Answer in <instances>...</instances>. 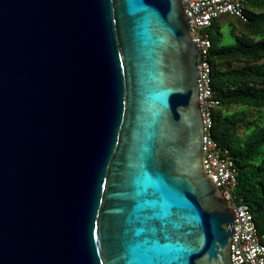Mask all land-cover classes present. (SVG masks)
<instances>
[{"label":"water","instance_id":"95a60500","mask_svg":"<svg viewBox=\"0 0 264 264\" xmlns=\"http://www.w3.org/2000/svg\"><path fill=\"white\" fill-rule=\"evenodd\" d=\"M181 0H0V264H232Z\"/></svg>","mask_w":264,"mask_h":264},{"label":"trees","instance_id":"16d2710c","mask_svg":"<svg viewBox=\"0 0 264 264\" xmlns=\"http://www.w3.org/2000/svg\"><path fill=\"white\" fill-rule=\"evenodd\" d=\"M244 16L223 14L207 28L214 96L220 101L210 132L237 168L232 192L251 207L264 234V0H245ZM224 25L231 27L233 44L222 43Z\"/></svg>","mask_w":264,"mask_h":264},{"label":"built area","instance_id":"2783aa9c","mask_svg":"<svg viewBox=\"0 0 264 264\" xmlns=\"http://www.w3.org/2000/svg\"><path fill=\"white\" fill-rule=\"evenodd\" d=\"M245 0H181L188 18L191 36L198 46V88L205 135L203 138L204 166L217 184L227 204L236 214L231 241L232 264H264V234L257 228L251 207L240 202L232 192L238 175L234 160L222 153L210 129L213 125V110L220 104L214 96L212 65L209 51L212 41L207 28L223 14H232L245 19Z\"/></svg>","mask_w":264,"mask_h":264},{"label":"rangeland","instance_id":"374dc122","mask_svg":"<svg viewBox=\"0 0 264 264\" xmlns=\"http://www.w3.org/2000/svg\"><path fill=\"white\" fill-rule=\"evenodd\" d=\"M230 29L231 27L229 25H224L221 28V31L223 33V40H222L223 44H233L235 42V39L230 34Z\"/></svg>","mask_w":264,"mask_h":264}]
</instances>
